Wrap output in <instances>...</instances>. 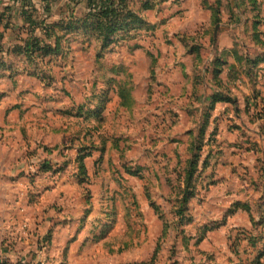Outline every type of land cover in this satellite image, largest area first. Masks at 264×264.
I'll return each mask as SVG.
<instances>
[{
	"label": "rangeland",
	"instance_id": "obj_1",
	"mask_svg": "<svg viewBox=\"0 0 264 264\" xmlns=\"http://www.w3.org/2000/svg\"><path fill=\"white\" fill-rule=\"evenodd\" d=\"M29 4L0 0V220L65 217L109 264L264 263V0Z\"/></svg>",
	"mask_w": 264,
	"mask_h": 264
},
{
	"label": "crops",
	"instance_id": "obj_2",
	"mask_svg": "<svg viewBox=\"0 0 264 264\" xmlns=\"http://www.w3.org/2000/svg\"><path fill=\"white\" fill-rule=\"evenodd\" d=\"M234 64L239 67L241 72L245 70V67L241 65L244 63L241 57H233ZM225 65L229 68V73H233V67L229 66L227 61H224ZM256 63V62H255ZM235 66V65H234ZM226 67V66H225ZM243 73V77L247 78V75ZM222 78V76H221ZM224 82V81H223ZM227 86V84L224 82ZM247 98V96L245 97ZM249 98V97H248ZM240 101L237 99H231V102H219L215 106V112L219 114V117H228L229 119L234 117L238 119L240 113H245L246 111H250L248 106V100L244 101L242 109ZM221 120V119H220ZM222 121H216L211 119L209 121V126L216 129L215 133V141L222 136L221 127H219ZM234 131L243 132L241 127H238L234 123L233 126ZM236 134V136H237ZM244 135V134H242ZM227 147H231L229 143ZM211 158V155L209 156ZM256 175V174H255ZM235 202V207L237 211L233 216L237 217H245V215L249 216V209L253 208L249 203L245 201H237ZM257 208H264V201L256 205ZM258 210V209H257ZM32 213L29 216L28 223V231L27 233H23L20 228V235H17V228L9 223L8 221L0 220V264H39L44 261V257H41L37 253L38 243L41 241L49 240L51 242V251L47 253L49 257H51L56 262H62V264H109V251L106 249H98L97 247H90V244H87V240L91 236L93 238L94 233H89L87 231H77V237L72 239L71 237L64 238V233L67 232V229L70 228L71 224H66V218H54L52 216H38L37 213H34V210H31ZM251 212V211H250ZM245 215H244V214ZM231 216V217H233ZM253 216V215H252ZM250 217V216H249ZM260 217V221H262L261 215L256 218L255 216L250 217L249 222L251 220L257 221ZM230 218V217H229ZM247 218V217H246ZM39 222L40 226H37L36 223ZM81 221L79 220L77 224ZM86 222V221H85ZM33 230V234L31 231ZM64 230V231H63ZM67 234V233H66ZM74 234V235H75ZM71 242V246L67 247V243ZM102 256V259H95V256ZM108 257V258H107Z\"/></svg>",
	"mask_w": 264,
	"mask_h": 264
},
{
	"label": "trees",
	"instance_id": "obj_3",
	"mask_svg": "<svg viewBox=\"0 0 264 264\" xmlns=\"http://www.w3.org/2000/svg\"><path fill=\"white\" fill-rule=\"evenodd\" d=\"M11 1H16V0H11ZM25 1V8H30V4H29V1L30 0H24ZM28 8V9H29ZM27 9V10H28ZM108 13H107V11L105 10V13H104V15H107ZM21 16H29V13L27 14V11H22V14H20ZM28 23V25L30 26V29H32V33L33 32H35V31H37V28H39V26H36V23H35V21H32L29 17H26V19H25ZM218 74V73H217ZM219 102H231V99H223V100H221V99H217V100H215L214 101V103H213V106H214V104L216 105L217 103H219ZM213 108V107H212ZM215 108V107H214ZM83 158H80L79 157V159H78V161H81ZM46 170H48V171H50V169L47 167V168H45ZM184 208H185V205H184V207H183V210H184ZM260 224H264V214H263V217H262V221H260V222H258V223H256V225H260ZM48 242H49V240H47V242H45V243H47L48 244ZM257 264H264V263H262V262H260V261H258V263Z\"/></svg>",
	"mask_w": 264,
	"mask_h": 264
},
{
	"label": "built area",
	"instance_id": "obj_4",
	"mask_svg": "<svg viewBox=\"0 0 264 264\" xmlns=\"http://www.w3.org/2000/svg\"><path fill=\"white\" fill-rule=\"evenodd\" d=\"M48 264H59L58 262H51V263H48Z\"/></svg>",
	"mask_w": 264,
	"mask_h": 264
}]
</instances>
